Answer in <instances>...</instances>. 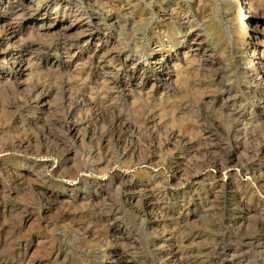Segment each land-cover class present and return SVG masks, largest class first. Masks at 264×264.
Listing matches in <instances>:
<instances>
[{
    "label": "rangeland",
    "instance_id": "1",
    "mask_svg": "<svg viewBox=\"0 0 264 264\" xmlns=\"http://www.w3.org/2000/svg\"><path fill=\"white\" fill-rule=\"evenodd\" d=\"M36 2L0 12V264H264V0Z\"/></svg>",
    "mask_w": 264,
    "mask_h": 264
},
{
    "label": "bare ground",
    "instance_id": "2",
    "mask_svg": "<svg viewBox=\"0 0 264 264\" xmlns=\"http://www.w3.org/2000/svg\"><path fill=\"white\" fill-rule=\"evenodd\" d=\"M21 1L26 3L27 9H29V10H33L32 7H34L35 4L38 5L36 0H20V2ZM37 1L40 2L41 0H37ZM235 1H236V3H238L239 0H235ZM11 2H12V0H0V12H1L2 16L4 17V19H6V20H8V19L14 20L17 17L22 16L25 12H27V9H24L21 6V5H23V3H21V5L16 3L15 6H10ZM10 20H8L9 21L8 26L10 27L11 35H15L16 32H17V30H16L17 29L16 28L17 25H14V23H12L13 21H10ZM43 21H44V19H39L38 22H41V25L43 27L44 26L47 27V23L45 21L44 22ZM195 42H196L195 39H191L189 42H186V43H184L183 45H180V46H182L183 48H185V49H187L189 51H193ZM168 52H169V50L167 51V53ZM168 56H169V54H166V53L162 52L160 54V58L154 60L152 62V64L155 65V67L158 68V69L162 68L163 66L166 65V62H167V60L169 58ZM12 65L15 66V68H18V69H22V67H23L21 60L12 61ZM261 66H263V65H261ZM260 75L263 76L262 78L264 79V71H262V67H261V70H260ZM166 81H168V80H164V82H166ZM258 81H259V83L261 85L264 84V80H258ZM157 83H161V80H160V82H157ZM157 86H159V85L157 84ZM125 87H127V86H125ZM89 101H92V99H89ZM164 113L166 115H168V116L175 117L174 113H176V112H175L174 109H171V108L168 107V109L164 110Z\"/></svg>",
    "mask_w": 264,
    "mask_h": 264
}]
</instances>
